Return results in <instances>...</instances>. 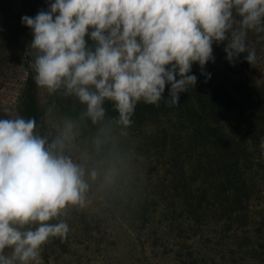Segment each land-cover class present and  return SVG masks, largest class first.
Masks as SVG:
<instances>
[{
    "label": "clouds",
    "instance_id": "obj_1",
    "mask_svg": "<svg viewBox=\"0 0 264 264\" xmlns=\"http://www.w3.org/2000/svg\"><path fill=\"white\" fill-rule=\"evenodd\" d=\"M32 30L28 45L37 86L63 90L85 106L92 123L111 102L116 123L127 129L138 102L179 104L197 83L193 64L214 62L213 43L226 44L225 59L240 53L251 65L249 32L264 33V0H49L48 9L22 16ZM264 38V37H261ZM0 118V264H42L41 248L69 232L61 219L69 205L83 206L85 167L65 154L74 123L64 122L49 142L35 134L36 120ZM92 180L97 173H89ZM7 250V251H6Z\"/></svg>",
    "mask_w": 264,
    "mask_h": 264
},
{
    "label": "rangeland",
    "instance_id": "obj_2",
    "mask_svg": "<svg viewBox=\"0 0 264 264\" xmlns=\"http://www.w3.org/2000/svg\"><path fill=\"white\" fill-rule=\"evenodd\" d=\"M31 1L0 0V118L7 116L5 109L12 116L21 115V92L29 76L35 75L34 53L28 45L32 30L21 23L22 16L38 13L31 9ZM34 1L48 9L49 0ZM261 37L264 33L249 32L246 40L256 52L254 65L244 59L247 53L230 64L223 51L226 41L213 43L220 75L263 81ZM34 90L52 137L66 120L74 123V139L65 154L85 167L89 184L84 205H69L61 217L69 226L65 250L60 238H50L41 248L42 264H182L189 251L197 257L195 264H264V183L251 199L246 222L235 225L234 236L219 233L216 207H207L201 221H196L179 205L173 183L180 167L189 174L188 180L200 183V147L192 138L195 120L188 115V108L200 111V104L190 86L179 94V104L165 113L143 120L133 114L127 129L116 123L118 113L111 102L104 104L105 118L94 124L82 115L85 106L75 96H65L62 89L49 94L36 83ZM92 170L97 173L95 180L89 176ZM246 243L262 244L263 254L248 255L242 247Z\"/></svg>",
    "mask_w": 264,
    "mask_h": 264
},
{
    "label": "trees",
    "instance_id": "obj_3",
    "mask_svg": "<svg viewBox=\"0 0 264 264\" xmlns=\"http://www.w3.org/2000/svg\"><path fill=\"white\" fill-rule=\"evenodd\" d=\"M30 3L34 12L42 10L40 3L38 6L34 0ZM203 71L211 74L210 79L201 74L197 64H193L190 73L197 76L196 85L190 89L200 104V111L196 107L188 108L189 119L195 120L192 138L200 147V183L188 180L182 166L173 189L180 197L179 205L190 218L201 221L207 207H216V217L221 223L219 233L234 236L235 225L246 222L251 199L261 189V182L264 183V80L257 83L244 78H223L213 61H209ZM168 87L166 85L165 97L158 105L138 102L135 117L143 120L146 116L169 111L173 105L165 103L169 99ZM34 89L35 81L30 75L21 92L19 110L25 119L36 120L35 134L51 142L54 137L45 129ZM145 209L143 206L140 210L143 218ZM58 243L65 250L64 241ZM242 247L248 255L263 254L262 244L246 243ZM187 255L181 260L182 264L197 262L190 251Z\"/></svg>",
    "mask_w": 264,
    "mask_h": 264
}]
</instances>
